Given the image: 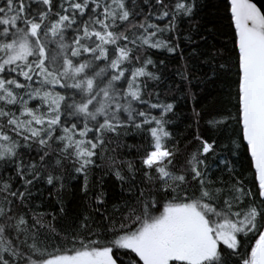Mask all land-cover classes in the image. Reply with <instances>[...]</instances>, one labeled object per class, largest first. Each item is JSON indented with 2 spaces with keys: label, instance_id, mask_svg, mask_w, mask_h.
I'll use <instances>...</instances> for the list:
<instances>
[{
  "label": "snow or ice",
  "instance_id": "1",
  "mask_svg": "<svg viewBox=\"0 0 264 264\" xmlns=\"http://www.w3.org/2000/svg\"><path fill=\"white\" fill-rule=\"evenodd\" d=\"M206 7L0 0V264H264V3ZM129 131L144 146L121 158ZM69 180L92 212L61 234Z\"/></svg>",
  "mask_w": 264,
  "mask_h": 264
},
{
  "label": "trees",
  "instance_id": "2",
  "mask_svg": "<svg viewBox=\"0 0 264 264\" xmlns=\"http://www.w3.org/2000/svg\"><path fill=\"white\" fill-rule=\"evenodd\" d=\"M205 5H208V7L204 8V10L200 13L201 16L207 19H213L212 15L210 13L212 12L211 5H213L216 0H203ZM189 22L183 21L180 24L179 31L183 35V33L187 32L189 30ZM226 43L225 37L221 36L216 39H210L209 44L214 45L216 50H220L223 45ZM181 47H184V41L181 39L180 41ZM228 47H231V44H228ZM206 51L211 52L212 48L205 47ZM167 57V53L161 54V58ZM168 69L165 70V76L168 77V79L165 81V85L172 83L173 86H175L173 77L175 76V72L177 68L180 65V61L178 57L174 58H168ZM195 72L198 76L200 74V68L198 63L195 65ZM224 87V85L220 82H217L214 85H208L206 88L201 90V88H193V91L196 93V99L197 101L201 102L202 107H212L215 106L217 101L222 100L223 96L221 94V89ZM161 91H163V88H161ZM178 95V94H177ZM183 103V101H181ZM185 114H190V107L184 109ZM187 121L177 122L176 131L177 134L180 132H183L185 129ZM144 136L140 133L136 132L133 133L129 131L127 134L122 135L119 139L120 148L118 149L121 152V158H132L131 156H123V153L132 152L134 153L137 148H142L144 146ZM111 147L115 148L116 145L113 144ZM76 182L75 181H66V187L63 192V202L65 207L69 210L68 216L64 218H60L57 216L55 221V227L58 231L61 232V234L68 233L70 234L73 232L76 228V223L74 221L76 220L77 213H83L87 215L88 213L92 212V209L88 207V201L82 197V194L79 193L78 189L76 188ZM109 192H110V204L109 208L112 207V204L118 203L121 199L125 198V195L120 192L119 187L113 188L111 184H109ZM45 199L43 201L44 208L42 211H51V207H49L50 201L47 199L48 193H44ZM51 203H55V198L51 201ZM51 224L52 221H49ZM69 239H71V236L69 235Z\"/></svg>",
  "mask_w": 264,
  "mask_h": 264
},
{
  "label": "water",
  "instance_id": "3",
  "mask_svg": "<svg viewBox=\"0 0 264 264\" xmlns=\"http://www.w3.org/2000/svg\"><path fill=\"white\" fill-rule=\"evenodd\" d=\"M254 2H257L258 6H259L261 3H264V0H254Z\"/></svg>",
  "mask_w": 264,
  "mask_h": 264
}]
</instances>
